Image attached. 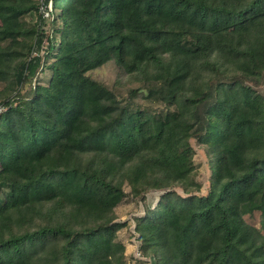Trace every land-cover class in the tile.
<instances>
[{
	"label": "trees",
	"instance_id": "trees-1",
	"mask_svg": "<svg viewBox=\"0 0 264 264\" xmlns=\"http://www.w3.org/2000/svg\"><path fill=\"white\" fill-rule=\"evenodd\" d=\"M55 6L46 33L36 2L0 0V264H127L128 194L150 264H264V0ZM109 61L138 85L87 74ZM191 140L213 159L205 192Z\"/></svg>",
	"mask_w": 264,
	"mask_h": 264
},
{
	"label": "rangeland",
	"instance_id": "rangeland-1",
	"mask_svg": "<svg viewBox=\"0 0 264 264\" xmlns=\"http://www.w3.org/2000/svg\"><path fill=\"white\" fill-rule=\"evenodd\" d=\"M36 2L38 6V12H33L32 14H27L25 19L28 20L29 24H37L45 30L46 33H52L60 25V20L57 18V14L60 9L58 6L53 7V3L57 0H31ZM53 10L51 14L50 11ZM41 14V18L39 15ZM57 36V34H56ZM92 79L99 81L106 87L114 90L116 92H122L126 94L129 88L136 87L138 83L131 82L130 77L125 74L122 69L114 62L109 61L100 67H97L87 73ZM2 77V78H1ZM4 76H0V89L3 88ZM255 84V82H251ZM256 88L260 91L261 86L258 85ZM145 91H139L134 97V101L140 106L148 105L150 107L159 106L154 102H147V100L142 96ZM192 147L194 149L193 156V167L197 171L194 179L200 184L203 192L206 191L208 185V177L211 172L210 165L212 163V158L207 154L204 149L196 142L191 140ZM175 189L182 195L183 186H175ZM125 190L128 192L129 187L126 186ZM193 193H196L193 191ZM160 192L151 191L146 193V203L150 206H154L157 203ZM116 214V221L124 222L125 225L118 229L117 240L121 241L125 246V258L127 264H150L148 256H143L140 249H138V240L134 234V222L135 217L140 216L144 213L143 201L138 197H133L130 194L125 196L123 200L114 209ZM246 223L260 228V213L259 211H254L253 213L246 214L243 216Z\"/></svg>",
	"mask_w": 264,
	"mask_h": 264
},
{
	"label": "clouds",
	"instance_id": "clouds-1",
	"mask_svg": "<svg viewBox=\"0 0 264 264\" xmlns=\"http://www.w3.org/2000/svg\"><path fill=\"white\" fill-rule=\"evenodd\" d=\"M1 109H0V111H2V107H0Z\"/></svg>",
	"mask_w": 264,
	"mask_h": 264
},
{
	"label": "built area",
	"instance_id": "built-area-1",
	"mask_svg": "<svg viewBox=\"0 0 264 264\" xmlns=\"http://www.w3.org/2000/svg\"><path fill=\"white\" fill-rule=\"evenodd\" d=\"M1 109V108H0Z\"/></svg>",
	"mask_w": 264,
	"mask_h": 264
}]
</instances>
